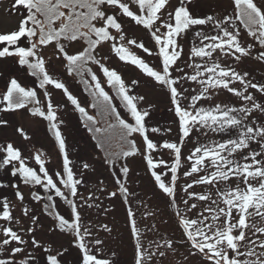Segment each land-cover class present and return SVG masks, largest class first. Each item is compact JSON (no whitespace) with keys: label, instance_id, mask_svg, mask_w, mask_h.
Instances as JSON below:
<instances>
[{"label":"snow or ice","instance_id":"6c2138e0","mask_svg":"<svg viewBox=\"0 0 264 264\" xmlns=\"http://www.w3.org/2000/svg\"><path fill=\"white\" fill-rule=\"evenodd\" d=\"M199 2L177 0L173 5L170 0H15L13 8L20 11L21 20L15 30L0 34V59H14L35 78L37 85L29 87L17 77H10L0 92V113L25 110L33 118H43L63 158L60 170L50 174L42 152L34 156L37 169L27 163L32 157L26 158L13 143L0 144V169L11 166L12 177L43 190L41 195L30 188L31 199L44 201L43 210L55 225L53 232L58 229L60 233L72 234L81 252L80 264H113V260L93 251H99L97 246L103 245V240L94 238L86 242V237L93 233L82 223L79 208L93 207L90 202L93 197H80L83 203L78 205L82 173L78 177L74 172L76 166L60 129L63 121L58 120L49 86L62 90L82 118L83 127L97 134L101 147L104 142L100 134L109 130L118 132L121 149L109 153L107 163L116 165L120 159L143 157L155 184L175 209L184 252L179 251L173 238L147 237L146 231L157 232L156 225L141 229L135 212L128 208L130 231L135 239L134 264H192L197 257L201 264H264V79L254 82L249 71L238 70L249 58L264 67V0H231L232 11L224 14H201L196 11ZM126 23L142 26L154 41V47L150 49L144 42L129 38ZM182 41L191 42L183 59ZM105 45L120 62L138 69L147 78L144 82L166 90L169 110L178 118L176 141L165 139L161 144L150 138V133H160L161 129H149L146 118L150 113L141 107L146 98L132 94L142 80L138 77L127 82L115 68L107 66V58L98 51ZM131 46L149 56L155 55L160 60L159 66H150ZM48 47L58 52L56 58L65 62L67 74L84 85L99 118L89 114L65 82L49 73L44 52ZM104 85L114 92L128 118L117 111L113 96ZM38 90H43L46 104H42ZM221 94H231V103L213 104L214 98ZM101 120L106 127L98 126ZM8 124V120L0 119V126ZM194 130L199 135L185 156L182 149ZM17 132L23 139H29L22 128ZM134 134L141 137V147H137L135 139H129ZM213 135H219L220 139H213ZM158 147L167 150L172 158L170 165L163 159H155ZM83 168L89 165L85 163ZM129 171L127 166L120 167L124 177ZM181 177L190 178L191 182L180 188L184 198L178 202ZM116 184L127 201L128 188L119 177ZM195 185L207 186V190L193 191ZM7 187L8 184L0 183V188ZM11 187L22 207L21 216L32 226L23 225L13 215L16 205L7 196L0 200V222H3L0 253L4 254L0 256V264H36L33 252L42 248L34 235L40 226L39 216L24 204L19 183ZM110 196L116 197L117 192L112 191ZM57 197L69 206V218L56 211ZM15 225L19 227L14 228ZM102 228L112 231L106 224ZM25 235L30 238L25 239ZM43 251L47 253L45 264H61L60 257L67 249L62 252L45 247ZM115 255L113 252L112 256ZM177 256L181 259L177 260Z\"/></svg>","mask_w":264,"mask_h":264},{"label":"rangeland","instance_id":"374dc122","mask_svg":"<svg viewBox=\"0 0 264 264\" xmlns=\"http://www.w3.org/2000/svg\"><path fill=\"white\" fill-rule=\"evenodd\" d=\"M177 0H170V3L175 5ZM15 0H0V34L7 33L18 26L21 20V13L13 8ZM196 11L203 14H224L231 13V0H200L196 6ZM127 20V18H125ZM125 32L129 38H136L138 42H144L146 47L152 49L154 41L151 40L150 35L142 26H134L125 24ZM184 44V57L190 48V41H182ZM132 50L145 59L150 66H159L160 60L155 56H149L142 50L131 46ZM100 55L106 57V64L111 68H115L122 74L123 78L130 82L132 79L141 78L142 83L133 89L132 94H139L145 96V101L141 102V107L149 111L150 116L146 118V124L151 127H159L160 133H150V138L154 141H159L161 144L165 139L169 141L177 140V124L176 118L172 111H170V101L166 90L161 87H152L142 73L134 66L125 65L120 62L113 53L109 51L107 45L98 49ZM45 59L47 61L46 67L51 75L55 78L65 82L69 90L82 101V106H85L89 111L93 110L87 92L84 91L83 85L79 83L77 78L67 74L64 68V61L57 59L58 52L48 47L44 50ZM179 63V62H178ZM236 66V65H234ZM243 68L250 72L254 82H259L264 79V67L259 63L249 58L243 65L238 66V70ZM97 68L94 66V71ZM187 71V69H186ZM176 73H174L175 75ZM102 76V73L98 72ZM15 76L23 85L34 87L37 82L34 77H31L26 70H22L12 58L0 59V92H3L7 80ZM105 89L111 93L118 105H122L118 98L115 97L112 90L104 85ZM188 85L185 84V87ZM194 86V85H193ZM49 91L53 93V105L58 109V120H62L60 129L66 141V149L69 152V157L76 166L74 172L80 177L82 173L83 183L78 186L77 202L78 205L83 202L80 197H93L90 201L94 206L88 208L87 206L80 207L79 210L82 216V223L89 226L93 235L86 237V242L94 238H99L104 241L103 245L97 246L93 251L98 255L113 260V264H134V244L135 239L130 231L131 218L127 214L128 208L135 212V219L138 227L146 229L152 224L156 225L157 232H145L149 238L170 237L176 242L180 252H184L185 248L180 243L181 229L177 224V218L174 215V210L168 202V198L162 194L161 190L154 182L151 176V170L146 167V160L137 155L135 157H128L117 161L116 165L107 163V155L94 138L92 132H89L83 127V121L74 110V107L66 100L62 90H55L49 86ZM43 90H38V96L42 104H46V98L42 95ZM257 96L259 94H256ZM231 94H221L214 98V103L225 102L231 103ZM86 102V103H85ZM121 112L126 117V110L121 106ZM0 119L9 121L7 126H0V144L13 143L14 146L21 149L22 154L27 157L29 166L38 169V165L34 161V156L37 152H42L45 158V166L49 169L50 174L53 171H59L62 163L63 154L58 153V143L47 129V122L43 118H33L30 113L25 110H18L16 113H0ZM18 128H22L29 136L28 140L23 139L21 134L17 132ZM171 128V132L166 129ZM199 134L193 132L186 146L182 149V153L186 156L196 143ZM211 135V134H210ZM132 139H135L137 147L142 146V139L138 134H134ZM201 141L204 137H199ZM213 139H220L219 135H213ZM96 139V140H95ZM255 147V145H253ZM2 156V154H0ZM156 160L163 159L170 165L172 158L167 154V150L158 147L157 152L154 153ZM87 163L89 168L84 169L83 165ZM183 163V161H182ZM127 166L130 171L127 177H124L120 172V167ZM11 166H6L0 169V183L8 184L7 188H0V200L7 196L16 206L13 209V215L17 219H21L23 225L31 227L32 225L27 218L21 216L22 207L14 196V190L11 187L13 183H19L20 190L25 196L24 204L31 208L39 216L40 226L36 229L35 238L42 245V248L35 249L33 255L36 257V264H45L47 253L43 251L45 247L59 249L66 252L60 257L61 264H80L81 252L75 246L73 236L71 233H60L58 229L55 232L52 229L55 227L52 217L48 216L43 210V203L36 202L31 199L29 189L39 192L44 195L39 186L24 185L18 178H14L10 173ZM162 169H157L161 171ZM183 168L181 172H183ZM171 174L169 173V176ZM119 177L121 182L128 188V199L125 201L124 195L119 192V186L116 184V178ZM55 179V177H54ZM165 182L168 178L165 177ZM191 182L190 178L181 177L178 181L177 196L178 202L182 197L180 188L185 184ZM193 191L202 192L207 190V186L195 185ZM112 191L117 192L116 197L110 196ZM57 203L56 211H59L66 218H69V206L60 198H55ZM192 201H190L191 203ZM183 210V208H182ZM152 212L154 216H146L145 214ZM3 223V222H0ZM108 225L112 229L111 232H106L102 225ZM19 227V225H15ZM25 239H29V235H25ZM31 251V246L29 245ZM115 252V257L112 253ZM0 253V256H3ZM181 259L180 256L176 257ZM192 264H201L200 258L197 257L192 261Z\"/></svg>","mask_w":264,"mask_h":264},{"label":"trees","instance_id":"16d2710c","mask_svg":"<svg viewBox=\"0 0 264 264\" xmlns=\"http://www.w3.org/2000/svg\"><path fill=\"white\" fill-rule=\"evenodd\" d=\"M83 85V84H82ZM83 88H84V85H83ZM107 91V90H106ZM113 92V91H112ZM88 94V93H87ZM113 94H114V92H113ZM109 95H112L111 93H109ZM89 96V95H88ZM113 96V95H112ZM89 100H90V103H92V98L89 96ZM119 100V99H118ZM120 102V101H119ZM121 103V102H120ZM113 104L116 106V108H117V111H120L121 112V109H122V105L120 106V105H118L117 103H116V100L114 99V97H113ZM93 110H91V111H89L88 109V112H89V114H91V115H94V116H96L97 118H99V111H98V109H94V108H92ZM78 115H79V113H78ZM121 115H122V117H124V118H128V117H126V115L123 113V112H121ZM79 117H80V115H79ZM81 118V117H80ZM81 120H82V118H81ZM98 126H100V127H106L107 125H106V123L103 121V120H101V122H100V124L98 125ZM94 136V138H96V135L97 134H94V133H92ZM97 139V138H96ZM95 139V140H96ZM100 139L101 140H103V142H104V145H103V147H101V145H100V143H98L99 145H100V147L103 149V151H104V153L108 156V154L109 153H114V152H119L120 151V149H121V145H120V142H119V140H118V132H112V131H108V132H106V133H102V134H100ZM129 139H132L131 137L129 138ZM97 142H98V140H97ZM107 150V151H106ZM173 208V207H172ZM173 210L175 211V209L173 208Z\"/></svg>","mask_w":264,"mask_h":264}]
</instances>
